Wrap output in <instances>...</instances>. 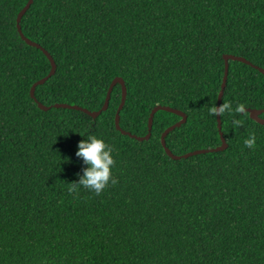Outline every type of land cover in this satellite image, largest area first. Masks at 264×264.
Here are the masks:
<instances>
[{"label": "trees", "instance_id": "16d2710c", "mask_svg": "<svg viewBox=\"0 0 264 264\" xmlns=\"http://www.w3.org/2000/svg\"><path fill=\"white\" fill-rule=\"evenodd\" d=\"M28 1L0 0V264H264V125L247 111L264 109L253 66L264 68V0H34L24 15L25 35L57 64L36 88L40 103L98 111L122 77L123 130L147 136L158 105L187 114L167 137L177 155L222 145L208 108L225 55L250 61H230L223 101L246 112L221 117L229 147L180 160L162 144L178 114L157 112L145 141L117 129L121 84L98 118L39 107L31 89L52 64L18 31ZM252 133L254 149L244 145ZM90 135L113 148L119 182L70 195Z\"/></svg>", "mask_w": 264, "mask_h": 264}, {"label": "water", "instance_id": "95a60500", "mask_svg": "<svg viewBox=\"0 0 264 264\" xmlns=\"http://www.w3.org/2000/svg\"><path fill=\"white\" fill-rule=\"evenodd\" d=\"M34 0H29L27 5L22 9V11L19 13L18 15V19H17V27H18V31L21 34L23 40H25L27 42V44H29L30 46L36 47L41 49L46 56L48 57V59L51 61L52 64V70L49 73L48 76H46L45 78L39 80L38 82H36L32 89H31V96L33 99L36 100V102H38L39 107L44 110V111H48L50 110L52 107H56V108H66V109H74V110H80L83 112H86L87 114H89L90 116H92L93 118H98L104 111H107L109 109L110 106V102H111V98H112V93L114 91V88L118 85L121 84L122 88H123V97H122V103L118 109L117 112V116H116V126L117 129L119 131H121L124 135H129L133 138H136L139 141H145V140H149L152 136V131H153V126H154V119H155V115L157 112H159L160 110H164V111H168V112H172L175 114H178L182 119L177 122L176 124L170 126L169 128L166 129V131L164 132L163 136H162V144L167 152V154L174 160H180L183 158H189L195 155H200V154H206V153H210V152H222L224 150H226L229 145L227 142L226 137L224 136V132H223V125H222V119L221 117H218V122H219V130L221 133V137H222V145L217 147V148H213V149H200V150H196L193 152H189L186 154H182V155H177L175 153H173V151L167 146V137L168 135L174 131L175 129L181 127L183 124L187 123L188 121V116L185 112L175 109V108H171L169 106H162V105H158L156 106L150 116V120H149V133L147 134V136H137L132 134L131 132L125 131L123 130V128L121 127V112L125 107L126 104V100H127V96H128V87L126 85L125 80L122 77H117L115 78V80L112 82L110 89L108 91V95L105 101V104L103 106V108L101 110L98 111H91L87 108L78 106V105H71V104H67V103H58L55 104L54 106H46L43 103H40L37 100L36 97V88L39 85H43L45 84L56 72L57 69V64L53 58V56L45 49L43 48L40 44H38L37 42H34L33 40L29 39L25 33L23 32L22 29V19L24 17V15L27 13V11L29 10V8L31 7V5L33 4ZM234 60V61H240V62H244L250 65H253L250 61H248L247 59L243 58V57H239V56H235V55H225V63H226V70H225V77H224V82L222 85V89L219 95V101H218V106L222 104L223 102V97L225 94V89L227 87V82H228V76H229V69H230V61ZM257 69H259L263 74H264V68H261L259 66H255ZM250 113V117L255 120L256 122L264 125V118H262V114H264V109H248L247 110Z\"/></svg>", "mask_w": 264, "mask_h": 264}, {"label": "clouds", "instance_id": "9594fccd", "mask_svg": "<svg viewBox=\"0 0 264 264\" xmlns=\"http://www.w3.org/2000/svg\"><path fill=\"white\" fill-rule=\"evenodd\" d=\"M233 112L243 114L246 112V108L243 104H238L233 108L231 102L226 100L219 106L213 104L208 108V114L214 117H223L226 113L232 114ZM232 123L234 128L241 125V121L237 119H234ZM244 145L250 149L255 148L256 136L254 133L244 141ZM112 152L113 148L95 135H90L86 140H82L78 145L76 156L82 158L88 167L84 169L78 183H68L69 194H78L79 187L82 186L99 196L110 184L116 185L119 181L112 174V168L116 164Z\"/></svg>", "mask_w": 264, "mask_h": 264}]
</instances>
